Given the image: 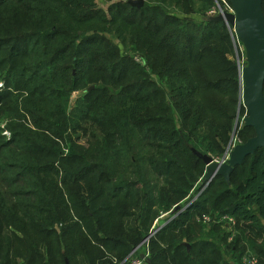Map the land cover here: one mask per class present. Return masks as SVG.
Returning a JSON list of instances; mask_svg holds the SVG:
<instances>
[{"label": "trees", "instance_id": "1", "mask_svg": "<svg viewBox=\"0 0 264 264\" xmlns=\"http://www.w3.org/2000/svg\"><path fill=\"white\" fill-rule=\"evenodd\" d=\"M105 1L0 0V264H113L164 214L150 264L264 254L239 226L264 223V150L202 191L192 153L233 130L232 27L215 0Z\"/></svg>", "mask_w": 264, "mask_h": 264}, {"label": "water", "instance_id": "2", "mask_svg": "<svg viewBox=\"0 0 264 264\" xmlns=\"http://www.w3.org/2000/svg\"><path fill=\"white\" fill-rule=\"evenodd\" d=\"M231 10L208 16V20L224 22L232 27L237 41L242 45L245 54V65L241 68L239 81L241 90L239 104L245 108L243 123L251 127L254 134L243 143L231 145V136L226 155L216 160L209 154L196 149L192 153L205 164L203 181L205 187L216 176L222 177L227 184L234 168L252 156L257 150H264V14L263 0H227ZM128 4L140 7L143 0H129ZM92 89V86L89 88ZM236 124L233 128V133ZM166 222L159 226L163 227ZM149 234L147 237H149ZM147 239V238H146ZM65 263L69 264L65 258ZM147 264H150L147 262Z\"/></svg>", "mask_w": 264, "mask_h": 264}, {"label": "rangeland", "instance_id": "3", "mask_svg": "<svg viewBox=\"0 0 264 264\" xmlns=\"http://www.w3.org/2000/svg\"><path fill=\"white\" fill-rule=\"evenodd\" d=\"M217 1L220 5H223V6L225 5V3H227V0H217ZM96 2H97V5L101 6L104 9L107 7V3L105 0H96ZM212 15H215V14H212ZM190 17H194V16H190ZM233 58L236 61L238 73L240 74L241 68L245 65V54H244V49H243L242 45L238 41L234 42ZM239 74H238V77H239ZM239 84H240V90H241L240 81H239ZM240 90H239V96H240ZM77 95H78V93L73 94L72 99H74ZM244 117H245V108L241 107V109H240L239 99H238L237 112H236V116H235L234 122H233V128L236 124V129H235L234 133L232 130L231 135H230V139H231V136L233 134L231 145L237 144V143H243L244 138L247 139L248 137L252 136V132L245 131L246 129L244 128V124H243V118ZM240 130H244L246 133L242 134V133H240ZM5 134L8 135V133H6V132H5ZM230 139H229V142H230ZM229 142H228V145H229ZM228 145H227V147H228ZM227 147H226L224 153H222L221 157H219V158L215 157L216 160H220L221 158H223L226 155ZM246 164H248V161L245 163V165ZM204 186H205V184H203V185L201 184L200 189H202ZM166 217L167 216L163 217V219ZM246 224H248V223L240 222L239 226H241V228L244 229V231H245L244 234L248 237H251L252 240L255 241L256 245H258L259 244V238L254 237V232L256 230H258L259 228L264 229V223L261 222L259 225H255L252 231H249V227L245 228ZM248 257H254L256 259V264L258 263V261H259V263L264 264V254L262 252L259 253L258 246L254 250H247L245 252V254L242 255V259H241L242 262L241 263L245 264V260ZM104 261H106V258H104Z\"/></svg>", "mask_w": 264, "mask_h": 264}, {"label": "built area", "instance_id": "4", "mask_svg": "<svg viewBox=\"0 0 264 264\" xmlns=\"http://www.w3.org/2000/svg\"><path fill=\"white\" fill-rule=\"evenodd\" d=\"M215 5L216 6H214V8L210 11V13H209L210 15L217 14L218 12H222V11H230L231 10L229 3H225V5L223 6V5H220L217 0H215ZM203 188L200 191H202ZM163 216L164 215H161V217H163ZM219 220L231 222V224L234 223L233 219L229 216H222V217H220ZM162 223H164V222H162ZM159 226H158V228H159ZM112 260H113V262H112L113 264H146V257H144V256H143V258L139 257L137 255L136 249L132 250V252L128 256H126L125 258H123L120 261L116 260V258H113ZM245 264H256V259L254 257H248L245 260Z\"/></svg>", "mask_w": 264, "mask_h": 264}, {"label": "crops", "instance_id": "5", "mask_svg": "<svg viewBox=\"0 0 264 264\" xmlns=\"http://www.w3.org/2000/svg\"><path fill=\"white\" fill-rule=\"evenodd\" d=\"M196 197V196H195ZM165 216H167V214H164V216L163 217H165ZM223 216H226V215H223ZM163 217H161V218H159L158 220H155V222H154V224H153V227H152V231L149 233V234H151L150 236H152L157 230H158V225H162V224H164V223H162V221H163ZM222 217V216H221ZM202 221H203V223H205V224H207V223H209L210 222V218L207 216V215H203L202 216ZM227 227H229V226H227ZM231 228L229 227V229H227L228 231L230 230ZM149 236V237H150ZM149 237H146L147 239L149 238ZM144 239L138 246H136V247H134L132 250H134V249H136V251H137V255H138V253H141L140 255H138L139 257H141V258H143V256L144 257H148V252L144 249V246H143V244L147 241V239ZM230 238V237H229ZM186 244V246H188L189 244L188 243H185ZM132 250L128 253V255L132 252ZM140 250V251H139ZM127 255V256H128ZM113 261V260H112ZM146 264H147V261H146Z\"/></svg>", "mask_w": 264, "mask_h": 264}]
</instances>
